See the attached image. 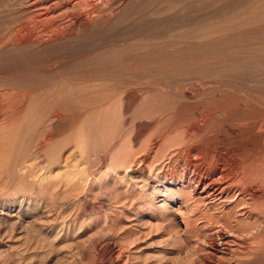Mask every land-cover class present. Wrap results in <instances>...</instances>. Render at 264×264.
Masks as SVG:
<instances>
[{
    "label": "bare ground",
    "instance_id": "6f19581e",
    "mask_svg": "<svg viewBox=\"0 0 264 264\" xmlns=\"http://www.w3.org/2000/svg\"><path fill=\"white\" fill-rule=\"evenodd\" d=\"M134 1L139 2L20 0L22 19L0 24V207L25 203L26 211H47L48 225L40 221L36 229L25 228L44 235L62 264H75L78 258L72 253L85 256L88 247L94 248L95 256L107 253V264H143L145 258L156 264H175L182 252L184 264H217L220 255L232 252L234 258L225 264H259L264 259V95L260 96L259 87L255 91L242 85H262L264 76L244 74L247 62L224 63L229 72L222 86L239 96L211 94L202 103L205 109L198 119L194 110L200 88L193 86L209 82L206 86L215 89V83L209 81L210 75L193 73L198 66L192 54L195 46L185 51L177 41L167 42L153 46L157 52L154 73L164 74L160 72L163 64L175 65L179 55L186 54L188 59L179 62L186 67V77L175 75L174 83L183 89L165 94L151 84L147 96L138 92L137 80L149 79L147 63H130L127 57L107 61L100 56L120 52L122 57L145 58L144 33L152 37L176 34L191 27L194 20L181 13L148 15L140 6L131 5ZM257 2L262 13L254 9L258 14L251 18L246 14L253 23L264 19V0ZM91 62L97 63L96 69H73ZM141 68L142 73L136 72ZM236 69H240L238 74ZM244 96L252 103L243 101ZM144 97L147 125L136 123L135 117ZM218 107L224 114L221 119L213 114ZM145 132L147 156L137 160ZM236 147L242 160L232 165L221 150L231 152ZM99 148H104L108 165L88 169ZM147 192L152 198L149 203L124 208L128 199L147 197ZM104 198L115 200L110 204L104 200L107 208L93 211L95 202ZM147 205L149 223L158 236L152 254L139 244L143 242L139 234L147 229L136 226L138 212ZM159 209L169 215L159 219ZM54 210L60 221L54 219ZM13 216L11 228L0 232V237L7 239L6 248L19 264L23 260L20 243L31 233H15L20 215ZM193 252H202L199 261ZM33 256H27L24 264H31Z\"/></svg>",
    "mask_w": 264,
    "mask_h": 264
},
{
    "label": "rangeland",
    "instance_id": "374dc122",
    "mask_svg": "<svg viewBox=\"0 0 264 264\" xmlns=\"http://www.w3.org/2000/svg\"><path fill=\"white\" fill-rule=\"evenodd\" d=\"M169 1L168 0H139L138 4L136 1H134V3H132L131 5H134V6L137 5L136 6L137 8H139V6H140L142 9V12L145 11V12H147L148 15L155 14V12L166 13V14L181 13L183 17H184V15H185V18L189 17V19H191L190 21L194 20V23H192L191 27H188V29L187 28L182 29L181 31L176 32V34L174 32L173 34L172 33L171 34H165V35L162 34L163 36H158V37H152L151 36L152 33H149V32L147 34L144 33L143 36L146 35L144 37L145 38L144 41L147 43V54H146L147 57H145V58H142L139 56L138 57L135 56V58H132L131 56L122 57L123 55H121L120 52L114 53L115 55H112V56H104V57L100 56V57H101V59H107V61H119L121 59H126V57H127V60L130 63H131V61L134 64H142V62L147 63L146 64V66H147L146 79L149 78L148 79L149 81L148 80L147 81L137 80V82L134 85L135 86L134 88L136 90H138V92L141 91L142 93H145L146 96H147V87L151 88L150 86H152V85L154 86V87L152 86V88L156 89L158 92H162V93L165 92V94H173L175 91L177 92L180 89H183V88H181L180 83L174 84L178 80L175 75H180L182 77H186V72H187L186 67H185V65H183V63H180L183 66L181 68V65L179 64V62H182L181 60H183V59H188V57H185L186 54H182L183 56L180 54L179 59H178L177 63H175V65L169 62V63L163 64V66H161L160 72H162L166 75H164V74L160 75V73H156L157 74L156 75L154 73V72H156V69H154L155 66H152V65H155V62H154L155 58L154 57H157V55H155L157 52H155V50L153 49V46L156 44L175 42V41H177V43L181 46L180 50L185 49V51H186L191 45L195 46L196 49H194V53H192V54L197 57L198 66H197V69L195 71H193V73L194 74L196 73L198 76L210 75L212 79L210 78L209 81H213L212 84L215 83V85H213V86H216L215 89L212 86L209 89V87L206 86V85L210 84L209 82L208 83L206 82L207 84L204 83L205 86L200 84V83L196 84L198 87H196V85L193 86L195 89L200 88L197 90L199 92V95L196 98V102H198L197 103L198 105L196 106V108L194 110L196 117L199 119L203 110L205 109L204 108L205 106H203V105L207 101V97H210L212 95L218 96L219 94H222L223 96L219 95L222 97H226L228 95H230V96L234 95L235 97L239 96L238 92H235L234 90H232L229 93V91H226V89L222 86V83H223V85L227 84L226 83V80H227L226 75L229 72V66L227 65L228 61L233 60V61L237 62L238 64H242V63L247 62L246 63L247 68L245 67V69L242 72L244 74H247L248 77H249V75H255L256 77H258V75L260 77L264 76V66H263L264 65V19L262 21H258L257 23H253L251 21L252 19L249 20V17L247 18V15H246V14H249V16L251 18L252 15L258 14V12L257 13L255 12V10L259 11V9H257V8L260 5V2L258 3L257 1H260V0H178V1L175 0L177 3H174V0H172L173 5ZM250 3L257 4V6L250 4ZM167 5L169 7L171 6L170 8L168 7L169 12H167V11L165 12V10L168 9ZM174 5H176V6L173 7ZM20 7H21L20 0H0V24L9 23V22L11 23V22H16V21L21 20L22 16L18 13L20 10ZM180 8H181V10H180ZM177 11H180V12H177ZM262 11L264 12L263 9H262ZM259 12L262 13L261 10ZM159 19H162V18L161 17L153 18V20H159ZM247 30H249V32ZM251 31H252V34L250 33ZM248 33H250V34H248ZM231 35H232V37H231ZM207 37H209V38H207ZM258 50H259V52H258ZM185 51H183V52H185ZM169 54H164V55L165 56H171ZM262 61H263V64H262ZM152 62L154 64H152ZM94 63H95V65H94ZM224 63H227V64H224ZM248 63H249V65L252 64V66L248 67ZM253 63L255 64V66ZM148 64H149V66L151 65L152 67L151 66L149 67ZM168 64H170V66H168ZM261 64H262V66H260ZM171 65H173V66H171ZM91 66H93V67H91ZM97 66L98 65L96 62H91L89 64H87V63L81 64V66L77 65V66L73 67V69L75 68L74 71L78 70L79 72H82V71L89 72L92 69H96ZM177 66H180V68L177 69ZM1 69L6 70V68H1ZM73 69L71 68V70H73ZM139 71H144V70H142V68H141V69L137 70L136 72L142 73ZM234 72L236 74H238L240 72V69H236ZM56 73H58V72H56ZM137 74H135V76H138ZM159 75L161 77L166 76L167 78L161 79V77L160 78L158 77ZM168 75L169 76L171 75V76L169 77ZM155 76H157V78H159V79L156 78V80H155L154 79ZM121 78L122 77H119V80H120V82H123V79H121ZM168 78H170L169 81H168ZM165 80L167 81V83L165 82ZM170 80H171V82H170ZM151 81H152V83H151ZM215 81H217V82H215ZM261 84L262 85H260L258 83L257 85L254 86L253 84L247 83L246 85H242V88L256 91V89L259 87L260 89L258 88L257 91L259 92V94L263 93V95H264V81H262ZM155 85L158 87V89L156 88ZM217 85H218V87H217ZM177 86H179V87H177ZM184 89H188V87L187 88L185 87ZM217 89H219L221 92L222 91L223 92L221 93ZM227 92H228V94H227ZM261 94H260V96H261ZM249 95L251 96V94H249ZM246 97L244 96L245 100L243 99V101H247V102H249V104H251L252 102H251L250 97L249 96H246ZM145 98L146 97H144L143 105L140 106L141 109L136 108L137 110L135 112V115H136L135 117L137 119L136 123H139V124L142 123V125H147V114L145 113V112H147V98L146 99ZM199 98H201V99H199ZM178 101H182V100L178 99ZM202 103H204V104H202ZM142 106H143V108H142ZM215 110H214L215 112H213V114L215 113L214 116L217 119H218L219 115H220L219 119L223 118L224 114H223L222 109L218 107ZM218 110H219V112H218ZM239 127L243 128V125H241ZM140 141H141L140 142L141 145H140L139 150L136 153L137 160L140 157L142 158V156L143 157L147 156V154H146L147 153V132L144 133V135L141 137ZM221 147H223V146H221ZM234 150H236V151H234ZM234 150L231 152L229 150H226V152H225V148L224 149L222 148V150H221L222 152L225 153V156L228 158V161L232 165H236L237 163H239L242 160L241 156H240V151H239L240 149L238 147H236ZM94 153H95L94 159L92 158L91 159L92 161L91 162L89 161V163L87 164V166H89V167H87V166L86 167L88 169H91V167H92L93 170H97V169L99 170L100 168L101 169L105 168L108 165V163H107L108 161L106 159V155L103 154V153H105L104 148L96 149V151ZM234 170H236V169H234ZM115 186L113 185V187H115ZM113 187H112V189H114ZM125 187H126V185H124L123 188H125ZM115 188L117 190V188H119V187L116 186ZM148 194H149V192H147V197L135 195L136 199L134 198L135 200H133V202H132V200L128 199V201L125 203L124 208L128 209L130 206H136L138 203H149L152 198H149ZM143 197H144V199H143ZM100 200L101 199H99L97 202H95V205L97 206V208H96V210L94 209L93 211H97V212L104 211L107 208V205L110 203H113V201L115 199L114 200L109 199L107 201L104 198L101 201ZM104 200L107 201L108 204H106V202ZM155 200H157V199H155ZM109 201H111V202H109ZM21 207L19 206L18 203L17 204L7 203V204H5L4 207H0V232L7 231V230L9 231V229L11 228V223H12L11 219H15V216H13V215H16V217H18L20 215L18 217L19 218L18 222L15 223L14 232L20 233V232H25L27 230L28 235L31 233L29 236H26V238L24 237V239L20 243L21 250L23 253V260L19 264H24V260L27 259V256H29L30 254H33L35 256V257L33 256L34 259H33L31 264H62L63 259L60 258L61 257L60 254H57L58 252H56L55 249H51V247H48L49 246L48 245V243H49L48 239L46 237H44V235L41 236L40 233L35 230L36 227L37 228L39 227V225L41 223L40 221H42L46 225H48L47 219H46L47 211H44L43 213L42 212L39 213V212L34 211V210L26 211V210H24L26 208L25 203ZM168 207L171 208L172 205L167 206V208H166V210H168V212H169L170 208L168 209ZM166 210L159 209V211H157L159 219H160V217L164 218V217L169 215V213L164 212ZM17 211H19L18 214H17ZM30 211H32V212H30ZM87 212H91V210L87 211ZM53 213H55V214H53ZM138 213H137L138 215H137V219H136L137 228L142 230V231L147 229V231H148V233H146L147 231H143L146 235H144V233L139 234V240L141 239V241H143L141 243L138 240L139 244H141L140 245L141 247L145 248V253L152 254L153 251L157 250V246H158L157 245V241H158L157 238H158V236L155 235V233H157V231L155 229L154 230L152 229V228H154L153 225H151L149 223V218H148L149 214H150L149 205H147L146 210H141ZM165 213H167L168 215L167 214L165 215ZM52 214H53L54 219L57 218L58 221H60V217L59 218L57 217V211L54 210V212H52ZM51 217H52V215H51ZM51 217H50V219L53 221V219H52L53 217L52 218ZM179 219H180V217H178V216L174 217L173 223L176 224ZM15 221L16 220H14V222ZM27 226H33L35 229L25 228ZM148 227L151 228V230L148 229ZM162 227L163 226L161 225L160 231H163ZM31 230H33V231H31ZM34 230L36 232H34ZM150 232H152V233H150ZM148 234H149V236H148ZM100 244L102 247L104 246V243L102 244V242H100ZM7 245H8L7 239L0 237V252H1L0 253V255H1L0 261H2L3 264H11V263L15 264L13 262L14 261L13 257L11 258V256H12L11 252H9V250L6 248ZM6 250H8V251H6ZM78 253L77 252L72 253L74 255V256L72 255L74 258H75V256H76V258H78L75 261V264H107L108 263L107 262V260H108L107 255L108 254L106 253V254L101 255L99 253L98 254L96 253L97 255L95 256L94 248H92V247H88L86 249L85 256L80 255V253L79 254ZM190 253H192V252H190ZM201 253L202 252H195V253L193 252L195 260L199 261V259L201 257ZM204 253H207V252H204ZM208 254H210V252ZM234 255L235 254L233 252L230 254L229 253L222 254V256L220 255L219 256L220 258H219L217 264H225V263L229 262L231 259L234 258ZM80 256H82V257H80ZM198 257H199V259H198ZM182 259H183V252L177 260L174 259L175 264H178V263L184 264L183 263L184 261ZM92 260H93V262H92ZM152 262L153 261L150 258H145L142 263L143 264H156V263H152ZM176 262H178V263H176ZM259 264H264V259H262Z\"/></svg>",
    "mask_w": 264,
    "mask_h": 264
}]
</instances>
